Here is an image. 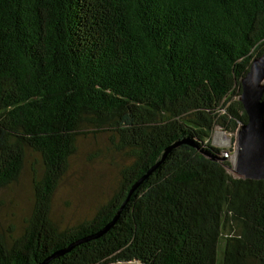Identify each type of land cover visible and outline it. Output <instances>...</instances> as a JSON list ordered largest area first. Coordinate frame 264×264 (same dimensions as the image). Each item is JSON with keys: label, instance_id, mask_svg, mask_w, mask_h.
Wrapping results in <instances>:
<instances>
[{"label": "trees", "instance_id": "trees-1", "mask_svg": "<svg viewBox=\"0 0 264 264\" xmlns=\"http://www.w3.org/2000/svg\"><path fill=\"white\" fill-rule=\"evenodd\" d=\"M263 50L264 0H0V191L33 159L0 264L80 241L48 264H264V180L211 144L247 122L240 84ZM101 133L125 159L117 185L61 227L54 193L78 138Z\"/></svg>", "mask_w": 264, "mask_h": 264}, {"label": "rangeland", "instance_id": "rangeland-1", "mask_svg": "<svg viewBox=\"0 0 264 264\" xmlns=\"http://www.w3.org/2000/svg\"><path fill=\"white\" fill-rule=\"evenodd\" d=\"M235 138L236 133H226L216 128L211 144L225 151L230 148L234 151ZM233 151L230 153L233 154ZM124 160L109 150L106 134L79 137L77 152L52 199L53 220L65 227L88 219L96 207L112 194L119 179V167L125 163ZM32 163L31 158L18 182L0 191V227L4 229L19 228L30 211ZM34 169L37 171L39 167L36 165ZM228 172L237 177L232 171Z\"/></svg>", "mask_w": 264, "mask_h": 264}, {"label": "water", "instance_id": "water-1", "mask_svg": "<svg viewBox=\"0 0 264 264\" xmlns=\"http://www.w3.org/2000/svg\"><path fill=\"white\" fill-rule=\"evenodd\" d=\"M263 82L264 50L260 56L254 58L251 61L249 70L241 80L240 84L241 93L239 96V101L242 104V107L246 113L247 122L243 125H240L238 130L236 131V147L233 151L231 165L232 167L230 168V170L235 174V176L239 178L264 180V102L262 99L264 94ZM172 147L173 146H171L169 149H171ZM212 158L214 159V157ZM220 160L223 159L220 158ZM156 166H154L148 172V174L153 169H155ZM142 179L136 182V184L131 189V192L134 190L135 187H137L141 183ZM113 223L114 221L108 224L105 228H103V230L98 232V234L91 237L96 238L100 236ZM81 242L82 241L70 245L65 249L54 252L41 264H48L49 261L69 252L75 245Z\"/></svg>", "mask_w": 264, "mask_h": 264}, {"label": "bare ground", "instance_id": "bare-ground-1", "mask_svg": "<svg viewBox=\"0 0 264 264\" xmlns=\"http://www.w3.org/2000/svg\"><path fill=\"white\" fill-rule=\"evenodd\" d=\"M223 155H224V154H223ZM232 157H233V154L229 156L228 161H229L230 163H232ZM231 167H232V166H230V168H231ZM230 171H231V170H230ZM128 264H138V263H128Z\"/></svg>", "mask_w": 264, "mask_h": 264}, {"label": "built area", "instance_id": "built-area-1", "mask_svg": "<svg viewBox=\"0 0 264 264\" xmlns=\"http://www.w3.org/2000/svg\"><path fill=\"white\" fill-rule=\"evenodd\" d=\"M231 155H232V154H231ZM225 157H227V158H225ZM224 158H225V159H228V158H229V156H228V155H225V156H224Z\"/></svg>", "mask_w": 264, "mask_h": 264}]
</instances>
